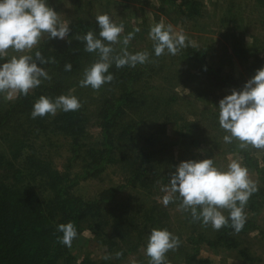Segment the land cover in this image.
I'll return each instance as SVG.
<instances>
[{
  "label": "rangeland",
  "instance_id": "1",
  "mask_svg": "<svg viewBox=\"0 0 264 264\" xmlns=\"http://www.w3.org/2000/svg\"><path fill=\"white\" fill-rule=\"evenodd\" d=\"M173 1L48 0L49 6L60 13L61 20L70 22L71 31L64 40L49 39L44 34L40 44L45 41L50 48L64 46L72 38V28L76 23L83 21L97 25L99 29L95 18L107 13L116 23L125 25L124 35L135 28L140 29L130 42L129 51L135 53L147 50L152 61L139 65L142 74L133 83L135 95L138 99H144L146 104L143 110H131L124 118L125 123L133 119L138 124L132 133L118 140L116 147L119 150L117 157L126 155L131 162H137L140 150L153 152V157L147 158L156 174L154 185L150 189L133 188L127 184L130 169L127 162L109 165L98 178L80 179L72 187L71 192L84 199L95 198L101 190L108 187L124 185L119 200L123 205H129L133 211H138L140 205L149 207L154 201L157 205H163L161 198L165 193L161 192V187L168 184L170 173L181 161L213 158L217 167L227 168L232 159H239L246 166L242 154L244 151L255 159L262 156V150L251 146L240 149L239 141L224 142L223 137L228 133L219 125L218 106L219 101L230 95L231 91L218 87L214 76L215 73L230 74L242 85L252 77L248 70L250 61L255 55H264V0H199L202 13L197 20L184 19L177 12ZM161 21L172 24L176 31L183 30L196 42V51L205 52L204 62L207 68H203L195 60L182 57L183 49L177 55L166 53L160 57L155 56L148 33L152 25ZM21 54L27 53L9 50V58ZM90 54L91 61L84 69L97 59L95 53ZM83 71L77 76L66 77L64 81L71 85L70 89L75 95L84 99L89 116L85 141L91 144L100 135L95 120L99 102L113 88L107 84L99 90H93L90 86L81 87L79 82L83 78ZM15 98L6 100L0 95V110ZM196 139L198 143L195 142ZM0 141L3 142L1 137ZM34 141L35 151L49 159L59 171L69 169L70 173H74L78 170L81 161L69 160L71 153L68 138L43 134L38 135ZM3 144L5 151H9L8 145ZM246 167L251 178L260 185L258 173L249 166ZM178 204L179 200L167 207L163 205L168 215V230L181 241L177 250L168 252L167 259L169 264H191L185 261L186 253L191 251L188 237L192 234V229L186 222L190 213L178 211ZM247 219L252 222V226L248 231L235 235L238 248H212L202 243L197 256L209 258L211 264H264V202L258 211L248 214ZM92 223L96 224L95 221ZM93 224L73 240L71 253L78 257H81V252L89 254L100 264H148L149 258L144 251L146 239L138 242L136 232L128 231L121 235L128 240L125 244L119 236L114 235L110 226L97 228ZM199 230L208 237L214 236L217 231L210 225L204 227L202 224L199 225ZM114 241L120 244L117 248ZM133 244L139 246L131 251ZM121 246L124 254L119 259H102L106 253L115 257ZM239 247L244 249L250 260L242 257L238 252Z\"/></svg>",
  "mask_w": 264,
  "mask_h": 264
},
{
  "label": "trees",
  "instance_id": "2",
  "mask_svg": "<svg viewBox=\"0 0 264 264\" xmlns=\"http://www.w3.org/2000/svg\"><path fill=\"white\" fill-rule=\"evenodd\" d=\"M173 2L177 12L184 19L197 20L201 16L199 0ZM89 30L98 36L97 25L78 22L72 28L70 43L68 41L64 46L50 48L43 41L27 53L34 57L35 51L39 50L45 58H55V63L44 65L38 63V66L46 69L51 80H44L28 96L19 95L0 110L2 132L0 137L3 140L0 141V264H100L89 254L81 252V257H78L71 253L72 247L68 248L57 242V237L63 235L57 231V226L61 223H74L78 232L77 237L94 221L96 224L93 225L97 228L108 225L114 235L119 236L125 244L128 240L121 235L128 231L136 232L138 242L146 239L147 244L153 228H169L166 222L168 215L163 205H157L154 201L149 207L144 208V205H140L138 211H133L129 205H123L119 199L124 185L101 190L92 199H84L71 192L72 187L80 179H96L109 165L127 162L130 168L127 184L133 188H152L156 176L147 158L153 157V152L140 150L137 162H131L126 155L117 157L118 140L132 133L138 124L133 119L125 123L124 118L131 110H143L146 104L144 99H138L133 87V83H136L142 74L139 64L135 67L109 69L114 75V80L107 85L113 88V91L100 100L95 119L100 135L96 142L87 144L85 141L89 116L84 99L75 95L70 89L71 85L64 79L77 76L91 61V54L84 51L85 44L76 40L77 36H83ZM182 57L195 60L203 68H207L204 51H196V48L189 47L183 49ZM3 62L5 61L0 60V63ZM69 63L72 69L65 71V65ZM261 67H264V55H255L248 65L249 73L254 76ZM214 80L218 87H225L230 91L242 90L244 86L230 74L215 73ZM69 92L80 97L82 107L78 111H60L54 117L47 115L43 118H31L34 103L41 95L55 99ZM43 134L61 135L69 139L71 153L69 160L81 161L77 171L74 173H70L69 169L59 171L53 167L49 159L35 151L34 139ZM195 142L198 143V139ZM3 143L8 145L9 151H5ZM242 154L245 165L254 169L261 180V184L258 185L259 191L251 196L245 208L248 216L258 211L264 202V150L260 159H255L246 151ZM186 222L192 229V234L188 237L191 251L185 255L187 263L211 264L209 258L197 256L202 243L212 248H238L235 236L237 233L231 227L222 228L216 231L214 236L208 237L199 230L201 222H193L191 215L187 217ZM251 226L252 222L247 219L239 233L248 231ZM113 244L116 248L120 245L115 241ZM138 246L133 244L130 250H135ZM118 249L123 253L122 246ZM243 250L239 247L238 252L242 257L249 259Z\"/></svg>",
  "mask_w": 264,
  "mask_h": 264
},
{
  "label": "clouds",
  "instance_id": "3",
  "mask_svg": "<svg viewBox=\"0 0 264 264\" xmlns=\"http://www.w3.org/2000/svg\"><path fill=\"white\" fill-rule=\"evenodd\" d=\"M99 34L89 30L83 36H77L85 44L84 51L95 53L97 59L83 71L81 87L99 90L111 83L114 75L109 69L125 66L135 67L152 62L147 50L132 53L130 42L140 31L135 28L124 35L125 25L116 23L109 14L96 16ZM70 22L61 20L60 13L48 4V0H0V95L12 100L19 95L28 96L51 76L44 67L38 66L55 63V58H45L36 48L44 34L49 39L64 40L68 37ZM149 39L153 42L154 54L160 57L166 53L177 55L182 49L196 48L183 30L176 31L172 24L163 21L150 27ZM71 41L69 40V43ZM119 46V47H116ZM72 65L66 64L65 71H71ZM82 103L71 92L59 95L55 99L41 95L34 103L31 118L56 116L58 112L78 111ZM219 125L228 133L223 137L225 143L239 141L240 149L249 146L264 150V67L258 69L243 86L242 90L232 89L219 101ZM259 191L258 182L250 176L249 169L239 159H232L227 168L217 167L213 158L181 161L170 173L167 185L161 187L165 193L162 204L167 207L179 200L178 211L190 213L193 222L202 226H211L214 230L231 227L236 233L243 230L247 221L245 208L251 196ZM178 194V196H177ZM227 213V215H225ZM57 231L62 237L57 242L71 248L78 232L72 222L61 223ZM178 236L167 228H153L147 239L145 254L148 264H169L167 253L179 248ZM105 254L102 259H119Z\"/></svg>",
  "mask_w": 264,
  "mask_h": 264
}]
</instances>
